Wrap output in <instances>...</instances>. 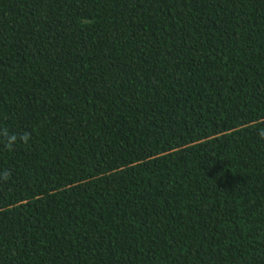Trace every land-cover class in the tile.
Masks as SVG:
<instances>
[{
	"label": "trees",
	"instance_id": "1",
	"mask_svg": "<svg viewBox=\"0 0 264 264\" xmlns=\"http://www.w3.org/2000/svg\"><path fill=\"white\" fill-rule=\"evenodd\" d=\"M0 264H264V0H0Z\"/></svg>",
	"mask_w": 264,
	"mask_h": 264
},
{
	"label": "clouds",
	"instance_id": "2",
	"mask_svg": "<svg viewBox=\"0 0 264 264\" xmlns=\"http://www.w3.org/2000/svg\"><path fill=\"white\" fill-rule=\"evenodd\" d=\"M17 140V137L16 136H9L8 138V146L11 147Z\"/></svg>",
	"mask_w": 264,
	"mask_h": 264
}]
</instances>
